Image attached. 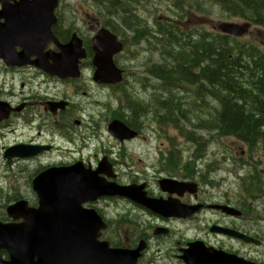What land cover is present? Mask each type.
Instances as JSON below:
<instances>
[{
    "label": "flooded vegetation",
    "instance_id": "flooded-vegetation-1",
    "mask_svg": "<svg viewBox=\"0 0 264 264\" xmlns=\"http://www.w3.org/2000/svg\"><path fill=\"white\" fill-rule=\"evenodd\" d=\"M42 5L37 8L26 2L21 3V0H0V27L7 28L4 34L9 33V38H2L0 44V54L3 55L0 56V146L3 151L0 164V228L9 227L8 238L0 242V264H21L20 245L17 248L15 241L20 236L19 227L24 223V218L21 217L20 210L13 208L8 213V209L18 202H22L26 208L37 209L39 198L34 189L35 178L45 170L69 167L77 163L91 171L102 168L104 172L98 173L97 177L100 181L103 180V184L134 186L147 198H171L186 207L199 206L194 214L185 218H171L153 213L140 203L119 195H100L80 203V209L92 210L102 223L74 221L71 222L72 228L80 230L82 238L85 235L91 241L93 236V241L102 244V264H186L181 256L189 244L195 241L247 261L264 264L256 253V250L264 247V225L260 214H257L260 209L246 201L257 198L255 194H247L246 199L240 194L233 197L225 190L220 194L203 191L202 178H197L196 173L191 170L188 173L181 172L186 169V163L182 162L177 145L172 157L179 167L173 170L165 164L164 159L166 156L169 160L171 145L159 151L161 157H158L156 163L150 159L144 163L138 158V165L132 163V166L124 161L132 154L129 149L126 150V144L139 138L147 141L150 132L148 126L155 127L149 124L150 119H133L129 122L131 127H128L136 131L137 136L124 141L117 140L108 131L109 124L114 119L125 118L129 114L125 103L129 98L126 92L127 79L135 73L128 71V65L120 61L121 54H117L114 62L122 70V80L114 84L96 82L92 39L104 28L99 17L91 15L86 23L65 0H59L54 10L56 22L50 25L49 34V20L43 17L47 6ZM36 10L37 21H32L29 18ZM10 15L14 16L13 21L6 23V17ZM127 33L131 32L127 30ZM73 35L81 40L84 51L77 69L72 72V75H77H53L47 69L52 66L53 56L59 48L52 36L59 43L66 44ZM117 37L125 47V41L120 36ZM5 50L12 52L17 59L8 57ZM39 59L41 62H37ZM128 60L132 62L131 57ZM143 65L144 62L140 66ZM145 70L147 74V69ZM99 92H108L110 100L104 103L95 101ZM100 106L104 113H88L93 112L92 108ZM101 122L105 127L100 126ZM102 129L111 140L119 144V148L103 149L101 159L97 160L95 166L81 157L69 162H48L45 165L38 161L39 168L33 175L29 173L27 180V193L34 200L26 198L8 183H16L20 179V163L43 159L45 155L57 149L63 150L67 145H76L77 149L80 145H89ZM17 146L19 154H28L33 149H38L39 152L30 156L6 158V150ZM125 177L130 180L123 183ZM164 178L178 183H196L195 191L179 188L183 189L179 190V193L182 191L180 195L178 192L165 191L159 184ZM222 206L232 209V212L224 210ZM149 218L153 221L149 222ZM174 223L184 228L175 229L172 227ZM97 225L103 227L93 232L91 229ZM226 231L241 234L242 237L229 235ZM191 233L193 236H188ZM243 236L250 240L245 241ZM110 250H124L127 253L114 255ZM36 261V256L32 255L29 264H37Z\"/></svg>",
    "mask_w": 264,
    "mask_h": 264
},
{
    "label": "trees",
    "instance_id": "trees-1",
    "mask_svg": "<svg viewBox=\"0 0 264 264\" xmlns=\"http://www.w3.org/2000/svg\"><path fill=\"white\" fill-rule=\"evenodd\" d=\"M91 1L108 15L102 22L109 29L122 37L129 30L135 44L144 42L146 51L158 56L157 62L148 57L145 67L150 76L164 84L160 91L167 96L146 104L140 101L130 105L128 99L125 103L132 119L148 115L152 107L157 112L151 118L159 130H164L170 145H176V138L166 134L171 126L197 150L204 149L196 147L204 145L196 133L202 130L232 137L250 153L264 156V50L249 40L183 22L190 15H225L264 28V0H163L171 3L174 18L153 17V29L148 20L137 17L138 7L146 8L148 0ZM199 109L207 112L202 114ZM173 152L169 160L164 158L172 170L179 167Z\"/></svg>",
    "mask_w": 264,
    "mask_h": 264
},
{
    "label": "water",
    "instance_id": "water-1",
    "mask_svg": "<svg viewBox=\"0 0 264 264\" xmlns=\"http://www.w3.org/2000/svg\"><path fill=\"white\" fill-rule=\"evenodd\" d=\"M28 3L31 7L39 8L47 6V11H43V17L49 20L50 25L55 23L54 9L58 5V0H21V3ZM20 6V4H19ZM35 12L29 18L37 21ZM14 16H7L6 23L13 21ZM17 18V17H15ZM250 23L241 24L222 22L217 25V29L235 37H241L248 33ZM7 28L0 27V44L2 38L8 39ZM4 34V36H3ZM53 41L59 51L53 56V64L47 70L59 77L76 76L72 75L77 69L80 58L84 56L82 42L75 35L66 44H59L54 36ZM93 43V64L96 67L94 79L98 83L114 84L122 80V71L117 68L113 61V56L118 54L123 45L117 40L116 35L107 29H101L92 39ZM8 57L13 60L17 58L12 52L5 50ZM0 56H3L0 54ZM41 62V60H37ZM109 132L120 141L131 139L136 136V132L129 129L123 123L114 120L108 127ZM39 152L33 149L28 154H19L18 146L9 148L5 152L6 158L16 156H30ZM104 172L102 168L97 171L85 169L81 163L69 167L51 168L40 173L34 180V189L38 193L39 206L37 209L25 208L22 202L12 206L20 210L24 223L20 225V236L15 241L17 248L20 245L19 254L21 264H29L32 255L36 256L37 264H102L100 245L87 237H81V231L72 228L71 222H98L102 223L99 217L92 210H82L79 204L100 195H119L132 199L148 208L153 213L164 217L184 218L198 209L196 207H186L176 199L168 200L147 198L145 194L139 193L134 186L116 187L112 184H103V180L97 177L98 173ZM160 187L169 192L181 194L183 189L195 191L196 184L191 182L178 183L174 180L164 178L159 181ZM228 212L232 209L223 207ZM9 211V210H8ZM101 227L97 225L91 230L97 232ZM9 227L0 228V242L8 238ZM230 235L240 237L238 233L226 231ZM242 237V235H241ZM245 236H243L244 238ZM249 241V238H244ZM91 248V249H90ZM111 254H126L124 250H110ZM186 264H257L245 261L235 255L225 253L221 250L204 247L201 242L190 244L181 256ZM113 261V260H112Z\"/></svg>",
    "mask_w": 264,
    "mask_h": 264
},
{
    "label": "rangeland",
    "instance_id": "rangeland-1",
    "mask_svg": "<svg viewBox=\"0 0 264 264\" xmlns=\"http://www.w3.org/2000/svg\"><path fill=\"white\" fill-rule=\"evenodd\" d=\"M65 3H68L70 7H73L77 14L80 15L81 18L85 19L86 23L89 22L91 15H96L99 17L101 23L102 17L108 16L107 14L101 12V8L99 6L95 7L92 5L90 0H65ZM144 6L146 8H142L141 6V8L138 7L137 17L143 20H148V26L152 29L155 25V17H160L161 19L165 17L174 18V14L171 11L172 5L168 1L148 0V4ZM183 22L187 23L191 27H203L208 31H212L216 30V26L221 22H234L240 24L243 22V20L227 17L225 15H215L212 17L190 15L186 17ZM118 35L122 36L120 32ZM123 37L127 40V45L124 52L120 56V61L128 65L129 72L135 73L134 76L131 78L128 77L127 79L128 83L126 86V92L129 96V101L132 103H139L140 101L144 102L150 99L153 101H155V99L163 100L167 96L160 91V86L162 87L163 85H159L160 89H158L157 85L156 89L155 85L159 84V82L148 76L145 69L140 66L141 63L147 59V57H151V59L157 62V54L153 53L150 55V53L146 51L143 43H140L139 46L135 45L134 41L131 43L130 34H126V37ZM242 39L245 41L249 40L252 43L258 45L260 49L264 50V28L251 25L249 33L242 37ZM151 43H154V41L152 40ZM132 52L133 54L137 52V54L135 55L136 60L131 58V62L128 60V58L131 57ZM150 83H153L154 85L152 84L150 86ZM182 94L183 96L186 95L185 93L181 92V95ZM96 97L97 100L95 101H102L103 103L104 101L110 100L108 92H99ZM113 98L114 95H112V99ZM134 98L137 100L134 101ZM209 104L211 105L210 100ZM92 109L93 112L90 111L88 112L89 114L95 113L96 115L98 113H104V110L101 108V106L94 107ZM196 111L198 110L196 109ZM199 111L201 113H206V111H203L202 109H199ZM156 112L157 111H152V107H150L148 112L150 115L148 114L140 118H146L148 120L150 118V120H152L151 117ZM100 126L105 127L103 122L100 123ZM148 128V131L150 132L148 133L149 138L147 141L139 138V140H136L131 144H126V150L129 149L132 153L130 156L124 159V161L129 165H138V158H140L144 163L148 162L149 159L156 163L158 157H161V155H159V151L167 145H170L165 135H163V129L160 130L161 133L159 136L155 132L154 126H148ZM196 133L203 138L204 143V145L196 147H204V149L197 150L195 145H191L189 142H186V140L180 136L179 132L171 126L170 128L166 129L167 136L176 138V142L173 143L177 145L178 154L180 155L181 160L183 159L182 162L186 163L185 171L188 173V170H191L196 173L197 178H202L203 181L201 185L203 187V191L205 192L211 191V193L216 192L220 194L223 190H225L233 197H236L237 194H240L242 197L245 196L246 199L247 194H255L257 198L247 199L246 201L250 202L254 206L257 204L256 207H259L260 209V212L257 214H260L261 223L264 225V193L259 192V190L264 191V156L260 153H249L246 145L232 137H218L214 133H208L207 131L205 132L202 130H198ZM118 145L119 144L111 140V137L104 131V129H102L100 132L96 133L95 138H93L89 145H80L78 149L76 145H67L63 150L57 149L52 153L45 155L43 159L33 160L28 163H20L22 171L20 179L16 183L10 181H8V183L14 188L16 187V189L22 195L26 196V198L34 200L32 195L27 193V190H29V184H27V180L29 173H32L33 175L35 170L39 168L40 164L38 161L43 163L42 165H45L48 162H69L73 159L81 157L85 162L89 161L92 166H95L97 164V160L101 159V153L103 152V149L113 147V149L116 150L119 148ZM66 149L69 150L67 151ZM2 153L3 151H1L0 146V164L2 163ZM182 171L184 170H181V172ZM255 172H257V177H249V175H254ZM154 173H156V170ZM253 179H258V181L254 183L252 182ZM129 180L130 178L125 177L123 178V183H126ZM1 184H4V182H1ZM241 196H239V199H242ZM152 221L153 219L149 218V222ZM172 227L175 229L184 228V226L175 223ZM188 236L192 237L193 235L191 233L188 234ZM245 248L247 249V247ZM256 253L259 254L260 262L264 261V247L256 250Z\"/></svg>",
    "mask_w": 264,
    "mask_h": 264
},
{
    "label": "bare ground",
    "instance_id": "bare-ground-1",
    "mask_svg": "<svg viewBox=\"0 0 264 264\" xmlns=\"http://www.w3.org/2000/svg\"><path fill=\"white\" fill-rule=\"evenodd\" d=\"M141 80H142V79H141ZM145 82H146V81H145ZM148 83H149V82H148ZM141 84H142V83H141ZM143 84H144V83H143ZM152 84H153V83H152ZM152 84L150 83L149 85L151 86ZM159 84H160V83H159ZM159 84H158V85H159ZM153 85H154V84H153ZM163 85H164V84H163ZM145 86H146V85H145ZM155 86H156V89H157V84H156ZM147 87H148V85H147ZM177 87H178V86H177ZM160 88H161V86H160ZM160 88H159V89H160ZM162 88H163V86H162ZM178 88H180V87H178ZM148 89H149V88H148ZM160 90H161V89H160ZM166 91H167V90H166ZM166 91H165V92H166ZM163 92H164V91H163ZM170 92H171V91H170ZM206 98H207V97H206ZM128 99H129V98H128ZM128 99H126V100H128ZM134 99H135V98H134ZM131 100H132V99H131ZM136 100H137V99H135L134 101H136ZM204 100H207V99H204ZM132 101H133V100H132ZM142 102H143V101H142ZM144 102H145V101H144ZM138 104H139V103H138ZM142 104L144 105V103H142ZM145 104H146V103H145ZM126 105H127V103H126ZM130 105H131V104H130ZM140 105H141V104H140ZM191 105H193V103H191ZM191 105H190V106H191ZM193 106H194V105H193ZM193 106H192V108H193ZM135 107H136V106H135ZM187 107H188V106H187ZM189 109H191V107H190ZM194 110H195V109H194ZM194 110H193V111H194ZM191 111H192V110H191ZM193 111H192V112H193ZM206 112H207V111H206ZM190 113H191V112H190ZM202 114H203V113H202ZM209 114H210V113H209ZM194 115H195V114H194ZM207 115H208V114H207ZM192 116H193V113H192ZM195 116H196V115H195ZM203 116H205V114H204ZM205 118H207V117H205ZM208 118H209V116H208ZM195 119H196V118H195ZM202 119H203V117H202ZM196 120H197V119H196ZM196 120H195V121H196ZM199 120H200V118H199ZM203 120H204V119H203ZM201 121H202V120H201ZM197 122H198V121H197ZM251 176H252V175H251ZM256 205H257V204H256ZM256 205H255V207H256Z\"/></svg>",
    "mask_w": 264,
    "mask_h": 264
}]
</instances>
